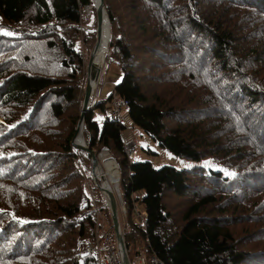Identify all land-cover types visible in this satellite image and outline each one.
Segmentation results:
<instances>
[{"label":"trees","instance_id":"1","mask_svg":"<svg viewBox=\"0 0 264 264\" xmlns=\"http://www.w3.org/2000/svg\"><path fill=\"white\" fill-rule=\"evenodd\" d=\"M93 3L0 0V264H96L84 249L93 239V211L82 203L90 158L71 145L95 41L79 28L81 8L94 28ZM102 7L103 63L120 76L90 101L81 136L117 165L128 259L264 264V0ZM112 98L131 125L190 165L127 160L124 126L104 112ZM207 157L210 165L200 162Z\"/></svg>","mask_w":264,"mask_h":264},{"label":"rangeland","instance_id":"2","mask_svg":"<svg viewBox=\"0 0 264 264\" xmlns=\"http://www.w3.org/2000/svg\"><path fill=\"white\" fill-rule=\"evenodd\" d=\"M94 3H96V0H94ZM88 8H89L88 6L81 8V12H82L85 24L82 25L80 23L79 24L80 29L87 30V28L89 26L86 25V22H87V24H89L91 22V19L86 17V13H87ZM105 23H106V21H105ZM80 49H81V46H80ZM82 51H83V49H82ZM86 62H87V59L84 61V75H85L84 79L85 80H86V70H85L86 69ZM103 62L101 64V66L99 67L97 77H96L97 82H96L95 87L92 90L90 101L96 100V99H101V98H106L111 93L113 84L119 79L120 71L117 68L116 64L111 60H108L105 64ZM110 102L108 103L106 101L104 103V107H105L104 112H106L108 109H110V106H111ZM120 115H121V122L124 126V128L122 129V132H121L123 140L127 141V140H130L131 138L134 139L135 147H134V153L132 156L133 161H149L152 163V165L154 167H159L161 165H182V164L190 165V163L188 161H179V159H176L166 149L158 146L155 141H153L148 135H146L144 132H142L138 127L131 125L129 123L127 117H126V113H125L124 108H121ZM101 116H102V113L99 111L98 108H96L94 110V118L96 120H99ZM131 130H133L134 132H132ZM105 153H108L106 149H101L98 153H96V154H98L97 157H98V161H99L101 168L106 167L104 165V162H103ZM108 155H110V154L108 153ZM211 160L212 159L210 157H207V158L201 159L200 162L204 163L205 165H210ZM113 162L115 164L114 160H113ZM117 171L118 170H117L116 166L114 165V168L111 171L112 176L114 178L113 183H112L113 189L117 183L116 182ZM88 174H89V177H87V178L85 177V178L86 179L91 178L92 182L94 181V179L96 177L99 176L97 173H96V175H94L93 173L91 174L90 171ZM104 176L105 177L108 176L107 171H104ZM85 178H84V182L86 180ZM95 187L97 188V185H95ZM103 191H105V188H103ZM86 193H87V191H86ZM96 194H97V191H96ZM97 196H98V194H97ZM101 201L103 202L102 199H101ZM135 206L138 208V210H141V208H142L141 205L138 203H136ZM102 210H103V217H104L106 224H111L110 217H109V210L106 209L107 212H105V209H102ZM124 212H122L120 209V206H118V204H116V215H117V220H118V224H119L121 233H122V224H123V219H124ZM134 217L136 218V220H138V217L135 214H134ZM134 245H135V249H137V250L140 249L141 244L138 240H136ZM139 256H142V255L140 254Z\"/></svg>","mask_w":264,"mask_h":264},{"label":"built area","instance_id":"3","mask_svg":"<svg viewBox=\"0 0 264 264\" xmlns=\"http://www.w3.org/2000/svg\"><path fill=\"white\" fill-rule=\"evenodd\" d=\"M110 103L111 106L108 112L109 118L121 120L120 110L121 108H124V102H117L114 100V98H112ZM134 147L135 143L133 138L127 141H122V153L127 160H132ZM115 166L117 168L116 163ZM116 182L117 183L113 189V192L115 193V199L118 206H120L121 211L124 212V207L122 205L120 192L118 189V171ZM84 184L87 189V199L83 200L82 203H88L93 211V239L85 243L84 249L87 253L94 257L96 264H122L119 244L112 233L113 231L111 224H106L103 217L102 208L109 210V201L105 200L100 194L101 191L98 189V184L96 183L95 179L92 182L91 178H88L85 180ZM95 185H97V188ZM99 187L103 186L99 185ZM96 191L99 192L103 202L100 201ZM132 211L138 217V220L143 224L144 217L136 211L135 205H133ZM136 261L139 264H147V261L143 258V256L139 255L133 258L131 261L129 260V263L135 264ZM150 264H157L156 258L151 257Z\"/></svg>","mask_w":264,"mask_h":264},{"label":"water","instance_id":"4","mask_svg":"<svg viewBox=\"0 0 264 264\" xmlns=\"http://www.w3.org/2000/svg\"><path fill=\"white\" fill-rule=\"evenodd\" d=\"M93 5H94V11H95V27H94L95 41H94V44L92 45V48L90 49V51L88 53V57H87L86 69H85L86 70V80H85V84H84V88H83L82 100H81V105H80V112H79V116H78V119L76 122L74 133H73V136L71 139V145L72 146L83 150L85 153H87L89 155V158H90L89 171L91 173H93V170L97 164V154L95 155L91 150H89L85 146L84 141L82 139V136L80 138V141H77L76 140V133L78 132V130L81 133L83 116H84L86 109L89 106L90 98H91V94H92V90H93L91 88L89 82H88V79L94 78V77L96 78L98 70H99L97 68L96 70H93L92 72H88V66H89L91 58H92V56H91L92 51L95 49V46L98 42V37L100 35V29H101L100 26H101L103 16L105 17L106 23H108L107 16H106V14L103 10V7H102V0H97V3H94ZM98 189L100 190L101 188L98 187ZM107 197H108V201H109V217H110L111 227H112L113 235L119 244L122 264H130L128 256H127V252L125 249V245L123 242V236L120 233L119 224H118V220H117V215H116V204H117V202H116V199L110 191H107Z\"/></svg>","mask_w":264,"mask_h":264},{"label":"bare ground","instance_id":"5","mask_svg":"<svg viewBox=\"0 0 264 264\" xmlns=\"http://www.w3.org/2000/svg\"><path fill=\"white\" fill-rule=\"evenodd\" d=\"M93 1V0H92ZM97 3V0H96ZM105 17L103 16L102 18V22H101V29H100V35L98 37V42L95 46V49L92 51V58L90 61V64L88 66V72H92L93 70H96L97 68L99 69V67L101 66L102 62L104 61V57L107 54V42H108V38L109 37V25L108 23H105ZM108 25V26H107ZM94 30V28L88 27L87 30ZM95 32V31H94ZM109 44V43H108ZM88 82L91 86V88L93 89L96 85L97 79L94 78H89ZM81 138V133L78 130V132L76 133V140L80 141ZM98 155V154H97ZM104 165L106 167H100L99 161H98V157H97V164L96 167L93 170V174L96 175V173L99 175L98 177L95 178L96 183L98 184L99 187V181L101 182L100 186V192L102 194V196L105 198V200H108L107 197V191H110L114 197H115V193L113 192V188H112V183H113V176H112V169L114 168V162L113 159L111 158L110 155H108V153L104 154ZM104 171H107L108 176L105 177L104 176ZM119 181V180H118ZM103 188H105V191H103Z\"/></svg>","mask_w":264,"mask_h":264},{"label":"crops","instance_id":"6","mask_svg":"<svg viewBox=\"0 0 264 264\" xmlns=\"http://www.w3.org/2000/svg\"><path fill=\"white\" fill-rule=\"evenodd\" d=\"M109 105V104H108ZM108 112H109V109L106 111V114H108ZM132 132H134L133 130H131ZM138 194L137 193H134V196H137ZM136 207V206H135ZM136 211L140 214V215H142V208H141V210H138V208L136 207ZM135 264H139L137 261L135 262Z\"/></svg>","mask_w":264,"mask_h":264}]
</instances>
